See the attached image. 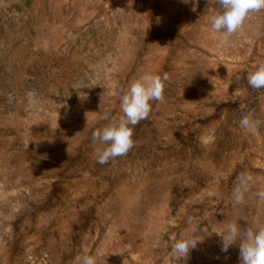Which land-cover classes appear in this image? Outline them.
<instances>
[{
    "label": "rangeland",
    "instance_id": "1",
    "mask_svg": "<svg viewBox=\"0 0 264 264\" xmlns=\"http://www.w3.org/2000/svg\"><path fill=\"white\" fill-rule=\"evenodd\" d=\"M192 7L0 0V264H184L170 242L193 234L187 264H241L239 241L222 252L218 234L264 227V88L248 84L264 64V10L233 34L183 40ZM165 72L135 146L99 164L107 145L92 132L119 120L135 80ZM250 113L256 130L240 125ZM241 174L250 189L235 204Z\"/></svg>",
    "mask_w": 264,
    "mask_h": 264
},
{
    "label": "clouds",
    "instance_id": "2",
    "mask_svg": "<svg viewBox=\"0 0 264 264\" xmlns=\"http://www.w3.org/2000/svg\"><path fill=\"white\" fill-rule=\"evenodd\" d=\"M196 2L197 0H193L192 11L196 10ZM218 2L222 11H217L210 17L211 28L216 32L225 30L229 35L242 27L250 12L264 10V0H218ZM168 80L167 72L163 75L146 73L130 85L127 92L121 97L123 115L119 120L92 132L94 141H99L101 145H107L97 152L99 164L103 165L110 160L124 156L135 146L134 126L148 118L152 101L163 102L165 82ZM248 84L254 89L264 88V64H260L249 75ZM104 119H107V116ZM240 125L251 131L259 128L260 121L250 113L240 120ZM249 189V178L241 174L237 178V187L232 193L233 202L235 204L243 203ZM254 195L264 201V189L257 191ZM218 235L222 239V252H227L239 241L241 264H264V227L242 231L237 222H232L227 226V234ZM202 242L203 237L197 238L193 234L170 242V249L174 253L176 261H183L184 264H187L190 252L197 248L198 243ZM82 264H97V261L94 256L87 255L82 258Z\"/></svg>",
    "mask_w": 264,
    "mask_h": 264
},
{
    "label": "crops",
    "instance_id": "3",
    "mask_svg": "<svg viewBox=\"0 0 264 264\" xmlns=\"http://www.w3.org/2000/svg\"><path fill=\"white\" fill-rule=\"evenodd\" d=\"M205 1H210V0H197L196 10L195 11L191 10V14L186 13L185 18L182 19L180 32H181L183 40H188L190 36L196 37V35L198 38L200 37L208 38L211 33L214 35L215 38L216 37L221 38V31L216 32V31H213L211 28L210 17L214 15L212 14L211 5H207V7L205 8L206 10H201L200 8H198L199 4Z\"/></svg>",
    "mask_w": 264,
    "mask_h": 264
}]
</instances>
